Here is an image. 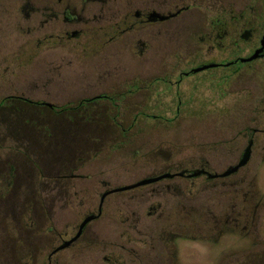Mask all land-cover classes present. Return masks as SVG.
I'll use <instances>...</instances> for the list:
<instances>
[{
    "label": "flooded vegetation",
    "instance_id": "obj_1",
    "mask_svg": "<svg viewBox=\"0 0 264 264\" xmlns=\"http://www.w3.org/2000/svg\"><path fill=\"white\" fill-rule=\"evenodd\" d=\"M45 3L47 5H43ZM33 4L36 7H33ZM110 9H115V12ZM33 13L37 17L35 43L37 56H40L45 49L52 50L53 53L47 55V68L50 66L53 71L55 66L60 67L54 74L52 71L50 73L44 71L41 66L42 73L39 80L60 82L51 89L56 96H74L81 99L75 104L57 106L45 101H31L23 93V89L11 88L5 95V91L0 90L2 97L0 104L7 102L6 100L19 99L27 105L42 108L40 113L48 116L63 112L85 115L93 112V115L108 116L113 119V122L110 120L96 122L92 127L85 123V126L88 125L87 127L92 128L95 133L83 147L70 145L63 149L62 155L59 153L60 150L56 151L54 160L57 163H54L53 170L41 171V177L46 175L52 180L50 187L56 194L69 192L71 189L69 183L82 177L77 175L76 171L85 162L93 161L98 157L103 136H107V131L110 130L113 134L121 129L128 133L136 127L134 122L124 127L117 122L114 115H109L111 112L107 110L106 105L100 104L108 103L109 97L113 98L107 94L105 83L119 81L116 71L109 77L105 75L109 49L112 51L113 45L120 43L133 45V48L140 46L146 48L149 53L152 49L151 45L156 43L162 45L175 43L188 58L199 55L204 49L208 54L216 53L218 60L199 65L195 69L208 65H216L209 69H231L229 76L240 84L241 90L246 91L252 99L247 101L248 111L255 113L258 106L264 111V0H5V9L0 10V24L3 19H7L10 27L8 32L3 34L2 40L7 46L17 45V47L15 53H11L5 46L0 47V83L15 79L16 68L21 70L27 66L26 24L29 14ZM109 13L117 16L115 21L108 19ZM96 17L100 19L99 22L95 20ZM94 24L99 26L96 27ZM160 25L164 28L156 34L152 27ZM188 45L194 47L193 53L189 54ZM233 46L236 48L235 52L238 51V55H230ZM136 55L139 57L138 54ZM254 56L255 58L250 61L241 62ZM78 62H84L89 72L78 74L80 80L76 83L73 82L75 73L72 67ZM64 66H68V73ZM195 69L181 73L175 84L179 86L182 79L193 73ZM158 79L162 78L156 76L153 71L147 75H137L130 84H125L124 91H120L117 96L132 98L141 91L148 93L151 84ZM259 93L260 100L257 98ZM179 94L176 96L179 99L178 105L182 104ZM148 98H150L149 93ZM109 104L115 105L116 108L115 100ZM178 105H175L176 113L180 110ZM17 107L22 112L23 107L14 106L15 109ZM138 111L140 110L137 109L133 113ZM261 118L252 119L251 116L249 124L244 128L229 130L236 132L237 137L234 134L225 146H234L229 144H234L237 138H242L245 144L241 151L238 150L234 164L223 170L214 171L207 166V163H203L193 170L185 168L170 171L166 168L170 167L171 159L157 158V162L154 163L159 162L161 169L154 168L151 161L154 174L150 177L132 184L112 186L103 190L95 208L86 213L71 235L55 233L53 227L50 237L46 235L50 238V244L43 246V239L39 235H36L40 238L36 239L35 243L29 238H24L21 243L24 247L32 249L31 253L35 255L41 251L44 253L41 264H199L196 253L190 251L189 247H201L206 251L210 248L214 249L215 228L222 227L223 230L231 229L232 232L247 238L260 252L256 254L258 252L250 251L246 256L251 260H257L259 264H264V206L257 192L253 173L256 162L264 161V117ZM70 124L71 128H74L70 130L75 131L76 123L71 121ZM74 131H71L73 135ZM103 132L105 134L101 137ZM2 138L0 159L3 156L14 159L10 168L9 178L13 179L12 182L10 181V187L17 174H20V187L26 188L25 195L21 198L26 203L24 206L19 205L18 215H15V212L19 207L14 202L9 212L5 213L10 216L9 220L17 217L19 220V217L25 216L31 204L27 178L37 177L33 170H27V163L29 160L39 161L40 148H36L37 152L28 153L26 140ZM2 140L12 143L5 144ZM120 146L119 143L115 149ZM2 147L5 148L2 150ZM247 151L249 154L246 163L236 168ZM156 153L158 151L154 152L155 155ZM15 163L21 165L22 169L19 170ZM234 168L236 169L232 171ZM227 172L230 173L225 175ZM240 174H244V182L247 185L242 190L243 193L238 192L239 189L235 185H230L229 193L232 194V201L228 206L229 213L226 217L224 215L215 217V203L197 206L189 202L188 194L200 193L199 188L176 184L158 185L161 182L176 180L192 182L188 180L199 177H203V181L220 183ZM248 178L249 180L246 181ZM154 179L158 180L118 191ZM43 185L45 184L41 181L37 187L38 192ZM111 194L118 196L113 201H108L107 197ZM35 210L40 221H43L42 201L37 203ZM88 218L90 220L77 235L81 223ZM240 226L242 228L239 231L237 227ZM72 239L74 240L68 246L59 249ZM39 241L42 242V246L36 245L37 242L40 243ZM20 258V264H28L27 251ZM211 264H215V260Z\"/></svg>",
    "mask_w": 264,
    "mask_h": 264
},
{
    "label": "rangeland",
    "instance_id": "obj_2",
    "mask_svg": "<svg viewBox=\"0 0 264 264\" xmlns=\"http://www.w3.org/2000/svg\"><path fill=\"white\" fill-rule=\"evenodd\" d=\"M43 5H47V3ZM33 7L36 5L33 4ZM4 9L5 0H0V10L4 11ZM110 10L115 12V9ZM27 16L22 15L24 18ZM107 16L112 21H115L117 17L113 13H109ZM95 20L99 22L100 19L96 17ZM7 21V19H3L0 24V47L5 46L10 49L11 53H15L17 45L7 46L2 40L3 34H6L10 27ZM36 21L35 13L29 14L26 24L27 66L21 70L16 68V78L1 82L0 90L5 91V95L11 88L23 89V93L29 100L45 101L57 106L75 104L81 99L80 97L56 96L52 93L51 89L60 82H41L39 80L42 73L41 66L44 71L49 73L52 71L50 66L47 68L46 61H48L47 55H51L53 51L45 49L40 56H37L35 47ZM94 26L98 27L99 25L94 24ZM163 28L160 25L152 27V30L158 34ZM151 46L152 49L149 53L146 48L140 46L133 48V45H121L120 43L112 46L114 52L109 49L105 75L109 77L116 71L119 81L105 83L107 94L113 98L109 97L108 103L101 102L100 104L106 105L107 110L111 112L109 115H114L117 122L124 127H127L130 122L136 123V127L128 133L120 129L112 134L109 130L107 136H103L105 134L103 132L101 137L103 136L104 140H102L98 157L93 161L85 162L76 171V174L82 177L69 183L71 187L69 192L56 194L50 187L51 183H44L41 191L31 196V203L37 204L42 201L48 221H40L38 212L35 210L36 206L32 211L26 212L24 217L23 215L19 217V220H17L18 217L9 220L10 216L5 213L9 212L13 202L17 203L16 205L19 207L15 215H18L20 206L25 205L26 202L21 198L25 195L26 188H24L25 186L20 187V174H17L12 188L10 187V181H13L12 178H9L10 168L13 166L11 163L14 159H10L8 156H3L0 159V264L21 263L20 257L26 251L27 253L32 251L21 243L24 238H29L35 243L36 239L42 237L43 246L51 243L49 237L52 233L43 235V238V236H31L32 232H39L42 235L44 234L42 228L50 226L54 227L55 233L71 235L86 213L95 208L103 190L112 186L132 184L150 177L151 174H154L151 161L154 168L161 169L159 162L154 163L157 162V158L171 159L170 167L166 168L170 171L185 168L193 170L203 163H207L210 169L219 171L234 164L238 150L241 151L245 142L242 138H237L234 144H229L234 146H225L231 141L234 134L237 137L236 132L233 133L229 130L244 128L249 124L251 116L252 119L264 117L262 108L258 106L255 113L248 111L247 101L252 99L246 91L241 90V85L229 76L231 73L229 68L206 69L191 73L182 79L179 86L175 84L181 73H188L199 65L215 62L219 59L218 54H208V51L204 49L199 55L188 58L186 53L183 50L180 51L179 45L175 43L167 45L156 43ZM188 46L189 54L193 53L194 47ZM232 48L234 49L231 50L230 55H238V51L235 52V46ZM84 64V62H78L72 67L75 73L73 82L80 80L78 74L89 72ZM64 68L68 73V66H64ZM59 69L60 67L55 66L52 72L56 74ZM152 71L162 79L155 80L151 84L152 86L148 90L150 98L144 91L132 98L117 96L120 91H124L125 84H130L135 76L147 75ZM177 94H179L182 104L178 105ZM257 96L260 100V93ZM1 99L2 97H0ZM114 100L116 108L115 105L109 104ZM6 101L0 104V139L6 137L26 140L28 153L37 152L36 148H40L38 154L41 156H39L38 163L40 167L43 165L50 171L53 170L54 163H57L54 160L56 151L60 150L59 153L62 155L63 149L70 145L75 144L76 147H83L95 133L92 128L87 127L88 125L85 126V123L92 127L96 122L113 120L108 116L93 115V112L87 115L63 112L48 116L40 113L42 108L27 105L19 99ZM175 105L180 107L179 113L175 112ZM14 106H22V112L18 110L19 107L15 109ZM137 109L140 111L134 114L133 112ZM71 121L76 123L75 131L70 130L74 129L71 128ZM71 131L75 132V136ZM2 142L5 141L2 140ZM8 143L12 142H5V144ZM119 143L121 146L115 149ZM4 148L2 147V150ZM156 151L158 153L155 155ZM45 152L49 155L41 154ZM79 152L77 151V153ZM15 165L19 170L22 169L21 165L17 163ZM253 173L256 189L264 206V161L256 162ZM244 179V174H240L220 183L203 181L204 178L199 177L188 180L192 182L176 180L175 182H161L158 185L176 184L182 187L199 188L200 193L188 194L189 202L197 206L215 203V217L223 215L226 217L229 213L228 206L232 201V194L229 193L230 185H235L239 189L238 192L243 193L242 190L247 185ZM248 180L249 178L246 181ZM117 196L118 194H111L107 200L113 201ZM25 217L27 219H24ZM29 220L31 223L33 222L35 229L31 233L27 232L26 228ZM98 224L104 226L102 223ZM237 228L240 231L242 227ZM42 242H37L36 245L42 246ZM189 250L196 253L199 264H211L214 260L215 264H259L257 260H251L246 256L250 251H256L258 252L256 254H259V249L237 232H232L231 229L223 230L222 227L215 228L214 249L210 248L206 251L201 247H189ZM40 255L42 257L44 253L41 251ZM249 260L250 263H248Z\"/></svg>",
    "mask_w": 264,
    "mask_h": 264
},
{
    "label": "trees",
    "instance_id": "obj_3",
    "mask_svg": "<svg viewBox=\"0 0 264 264\" xmlns=\"http://www.w3.org/2000/svg\"><path fill=\"white\" fill-rule=\"evenodd\" d=\"M35 140H38V139H35ZM47 153H49V152H47ZM43 154L44 155H49V154H46V152L43 153ZM27 165H28V167H27L28 171L33 170L37 174V177H28L27 178L28 196H30L29 197V202L31 203V196H33L34 194L38 193L37 187H39L40 182L43 181V183H50L52 180L50 178H47L46 175H44V177H41V171L42 170H46V168H44L43 166L40 167V164L38 162L29 160ZM36 205L37 204H35V203H31L29 205L28 212L32 211L33 209H35ZM44 221H48V217L45 214V212H44V215H43V222ZM33 226H34L33 222L31 223V220H29L28 223H27V230H28L29 233H31L33 230H35L33 228ZM51 229H52V227H50V226H47L46 228H42V231L44 233L42 235L52 233ZM44 230H46V231H44ZM31 234L41 236V234H39V232L38 233H33L32 232ZM42 259H43V257H41V255L39 256V254L35 255L34 253H31V252L28 253V264H41L42 263Z\"/></svg>",
    "mask_w": 264,
    "mask_h": 264
},
{
    "label": "water",
    "instance_id": "obj_4",
    "mask_svg": "<svg viewBox=\"0 0 264 264\" xmlns=\"http://www.w3.org/2000/svg\"><path fill=\"white\" fill-rule=\"evenodd\" d=\"M254 58H255V56H254V57H251V58H249V59H243V60H241V62H242V63H243V62H247V61H250V60H252V59H254ZM213 67H216V65H208V66L200 67V68H197V69L193 70V73H197V72H200V71H202V70L209 69V68H213ZM248 154H249V153H248V151H247V152L245 153V155H244L242 161L239 163V165H238L236 168H238V167H240V166H242V165H244V164L246 163V161H247V159H248ZM236 168L232 169V171H234ZM229 173H230V172H227L225 175H227V174H229ZM160 178H163V177H160ZM160 178H158V179H160ZM158 179L139 182V183H137V184H135V185H133V186H129V187H125V188H122V189H118V191L127 190V189H130V188H132V187L139 186V185H144V184H147V183H150V182L156 181V180H158ZM105 195H106V194H105ZM105 195H104V196H105ZM104 196L102 197L101 202H102ZM89 220H90V218L85 219V220L81 223L77 235L81 232V229L83 228V226H84ZM74 239H75V238H74ZM74 239H72L71 241L66 242V243H65L62 247H60L59 249H62V248H64V247L68 246V245H69Z\"/></svg>",
    "mask_w": 264,
    "mask_h": 264
}]
</instances>
